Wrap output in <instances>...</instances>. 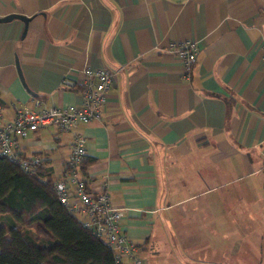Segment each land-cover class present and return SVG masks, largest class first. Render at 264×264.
Instances as JSON below:
<instances>
[{
    "label": "crops",
    "instance_id": "0c3cea01",
    "mask_svg": "<svg viewBox=\"0 0 264 264\" xmlns=\"http://www.w3.org/2000/svg\"><path fill=\"white\" fill-rule=\"evenodd\" d=\"M9 14L29 20L0 22L3 123L16 104L80 106L62 80L113 71L101 119L78 127L83 174L126 209L141 264H264V0H0ZM187 40L189 73L171 50ZM70 143L51 127L18 140L53 181Z\"/></svg>",
    "mask_w": 264,
    "mask_h": 264
},
{
    "label": "built area",
    "instance_id": "2783aa9c",
    "mask_svg": "<svg viewBox=\"0 0 264 264\" xmlns=\"http://www.w3.org/2000/svg\"><path fill=\"white\" fill-rule=\"evenodd\" d=\"M172 52L181 60L184 71L189 73L196 63L199 47L196 42L187 40L171 45ZM264 72V70H263ZM78 84L71 79H63L62 85L81 88L83 102L80 106H57L34 110L24 104L13 107L11 121L2 122L0 107V156L15 163L24 173L37 176L44 167L40 155H24L18 140L30 132L44 128H54L59 133L71 135L70 152L63 162V171L53 183L59 202L96 237L112 251L115 264H141L136 256L139 247L134 245L122 231L120 220L126 209L112 205L108 192L103 188L94 192L89 180L81 170L86 158V139L79 132V125L102 117V106L106 94L114 83V73L110 68H86L82 71ZM39 105V101L36 102Z\"/></svg>",
    "mask_w": 264,
    "mask_h": 264
},
{
    "label": "trees",
    "instance_id": "16d2710c",
    "mask_svg": "<svg viewBox=\"0 0 264 264\" xmlns=\"http://www.w3.org/2000/svg\"><path fill=\"white\" fill-rule=\"evenodd\" d=\"M53 183L48 169L31 176L0 156V217L8 221L0 223V264H115L110 248L59 202Z\"/></svg>",
    "mask_w": 264,
    "mask_h": 264
},
{
    "label": "water",
    "instance_id": "95a60500",
    "mask_svg": "<svg viewBox=\"0 0 264 264\" xmlns=\"http://www.w3.org/2000/svg\"><path fill=\"white\" fill-rule=\"evenodd\" d=\"M14 18L21 19V20L24 21L25 23H27L28 20H29L27 17H25V16H23V15H19V14H9V15H6V16H4V17H1V18H0V22L7 21V20H11V19H14ZM16 67H17V71H18V75H19V77H20V80H21L22 83H23L22 75H21V73H20V69H19L17 63H16ZM23 85H24V83H23Z\"/></svg>",
    "mask_w": 264,
    "mask_h": 264
},
{
    "label": "rangeland",
    "instance_id": "374dc122",
    "mask_svg": "<svg viewBox=\"0 0 264 264\" xmlns=\"http://www.w3.org/2000/svg\"><path fill=\"white\" fill-rule=\"evenodd\" d=\"M7 222H8V221H7L6 218H4V217H2V216L0 217V223H1V224H7ZM162 264H163V262H162Z\"/></svg>",
    "mask_w": 264,
    "mask_h": 264
}]
</instances>
